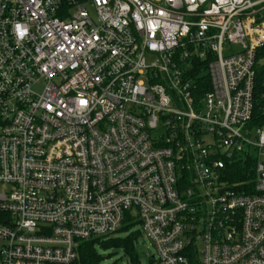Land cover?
I'll list each match as a JSON object with an SVG mask.
<instances>
[{"label":"built area","instance_id":"built-area-1","mask_svg":"<svg viewBox=\"0 0 264 264\" xmlns=\"http://www.w3.org/2000/svg\"><path fill=\"white\" fill-rule=\"evenodd\" d=\"M262 46L264 0H0V264L128 225L152 264H264Z\"/></svg>","mask_w":264,"mask_h":264},{"label":"trees","instance_id":"trees-1","mask_svg":"<svg viewBox=\"0 0 264 264\" xmlns=\"http://www.w3.org/2000/svg\"><path fill=\"white\" fill-rule=\"evenodd\" d=\"M256 81H255V112L253 124L257 126L264 125V46L260 47L256 56ZM207 78V76H204ZM206 81V88L209 84ZM230 174V180L233 182H243L248 178H253V164L241 160L235 163ZM132 225L123 227L120 231H127ZM138 233L121 237L111 236L108 238H97L83 241L80 245L79 259L71 264H101L107 258L115 254L117 250L123 249L125 254L130 257L131 264H140L139 255L135 248L134 241L137 239ZM194 264H198L197 261Z\"/></svg>","mask_w":264,"mask_h":264},{"label":"rangeland","instance_id":"rangeland-1","mask_svg":"<svg viewBox=\"0 0 264 264\" xmlns=\"http://www.w3.org/2000/svg\"><path fill=\"white\" fill-rule=\"evenodd\" d=\"M132 232H137L138 237L134 241L135 248L139 255L140 264H152V255L154 254V249L151 242L139 231L138 225H133L127 231H120L116 235L121 237H126ZM202 250V245H200V251ZM111 257L107 258L101 264H131L130 257L125 254L123 249L115 251Z\"/></svg>","mask_w":264,"mask_h":264},{"label":"water","instance_id":"water-1","mask_svg":"<svg viewBox=\"0 0 264 264\" xmlns=\"http://www.w3.org/2000/svg\"><path fill=\"white\" fill-rule=\"evenodd\" d=\"M262 176H264V174H262Z\"/></svg>","mask_w":264,"mask_h":264}]
</instances>
